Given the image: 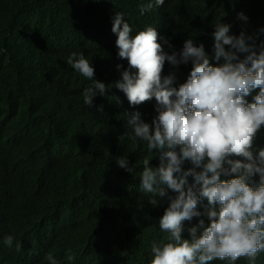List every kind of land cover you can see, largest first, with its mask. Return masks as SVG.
I'll list each match as a JSON object with an SVG mask.
<instances>
[{
    "label": "trees",
    "instance_id": "obj_1",
    "mask_svg": "<svg viewBox=\"0 0 264 264\" xmlns=\"http://www.w3.org/2000/svg\"><path fill=\"white\" fill-rule=\"evenodd\" d=\"M145 2L0 0V238L11 234L20 243L19 251L0 243V264H47L53 252L64 261L68 249L75 260L62 264H149L150 242L165 237L156 225L164 203L153 207L139 191L142 164L134 178L115 163L127 155L131 166L148 153L118 139L127 99L110 89L120 63L110 17L121 9L136 26L156 27L171 40L201 39L232 11L263 20L264 0H166L140 15ZM73 52L109 88L91 107L81 95L91 81L65 62ZM256 264H264V253Z\"/></svg>",
    "mask_w": 264,
    "mask_h": 264
},
{
    "label": "clouds",
    "instance_id": "obj_2",
    "mask_svg": "<svg viewBox=\"0 0 264 264\" xmlns=\"http://www.w3.org/2000/svg\"><path fill=\"white\" fill-rule=\"evenodd\" d=\"M165 3L146 0L139 13ZM130 17L121 9L110 17L120 60L119 79L110 89L127 99L118 139L144 146L148 155L136 166L127 155L115 163L134 178L141 163L139 191L149 205H165L156 225L166 235L150 242L149 264H236L240 258L256 264L264 253V145L254 147L264 133V41L256 48L264 26L240 11L242 23L233 33L223 18L211 22L201 39L176 41L156 27L136 26ZM65 62L91 81L81 93L84 105L106 96L109 88L94 79L84 54L70 53ZM0 243L6 250L20 249L11 234ZM75 255L68 249L64 261L57 252L45 259L70 263Z\"/></svg>",
    "mask_w": 264,
    "mask_h": 264
},
{
    "label": "water",
    "instance_id": "obj_3",
    "mask_svg": "<svg viewBox=\"0 0 264 264\" xmlns=\"http://www.w3.org/2000/svg\"><path fill=\"white\" fill-rule=\"evenodd\" d=\"M234 7H231V11L233 10ZM233 14H229L228 16H226L225 20L223 21V23H227L229 24L231 27H230V32L233 33L232 31V28H234V26H240L241 25V21L238 19L237 17V14L238 12L236 11H232ZM245 14L248 13V11L244 12ZM233 17H235V20H233ZM170 17H168L169 19ZM254 21V24L257 26V27H260L261 24L260 23H264V21H261L260 19L256 18ZM256 41H257V52L259 51V47H260V43L261 41H264V34H261V35H258L257 38H256ZM258 90V89H257ZM144 110L146 111V109L144 108ZM258 137H262V135H258L257 138L254 140V142L258 139V142H257V145L259 146L260 144H264V141L262 140V138H258ZM21 252H25L24 250L21 251Z\"/></svg>",
    "mask_w": 264,
    "mask_h": 264
},
{
    "label": "bare ground",
    "instance_id": "obj_4",
    "mask_svg": "<svg viewBox=\"0 0 264 264\" xmlns=\"http://www.w3.org/2000/svg\"><path fill=\"white\" fill-rule=\"evenodd\" d=\"M233 2H236L237 0H232ZM237 7H235V8H233V9H236ZM264 12V11H263ZM261 13V12H260ZM165 22L166 23H169L170 22V20H168V19H165ZM261 24V26H264V23H260ZM159 32H160V30H159ZM164 34V36L166 37L165 39L167 40V39H170V37H167V33L166 32H164L163 33ZM164 36H158V39L159 40H161L160 38L162 37L163 39H164ZM205 51H207V50H205ZM141 105H143V102L138 106V107H140ZM131 107V106H130ZM119 127H121V126H119ZM122 128H123V126H122ZM184 222H187V221H184ZM58 226V224H56V226L55 227H57ZM54 231H51V233H53ZM54 234V233H53ZM42 243H40V244H34L35 246H40ZM30 254H31V252H30ZM42 254H43V250H42ZM16 256H19V257H21V255H18V254H15Z\"/></svg>",
    "mask_w": 264,
    "mask_h": 264
}]
</instances>
